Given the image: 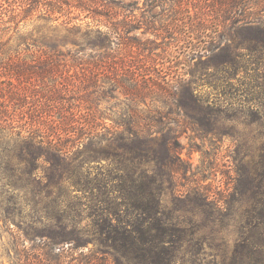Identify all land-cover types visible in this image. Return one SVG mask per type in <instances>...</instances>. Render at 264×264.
<instances>
[{"label": "trees", "instance_id": "1", "mask_svg": "<svg viewBox=\"0 0 264 264\" xmlns=\"http://www.w3.org/2000/svg\"><path fill=\"white\" fill-rule=\"evenodd\" d=\"M126 6L0 0V220L17 227L14 264H65L89 243L79 263L264 264V0H152V16ZM34 16L64 33L25 35L15 51L38 60L15 61L4 38ZM38 77L51 82L41 92L12 82ZM224 111L257 124L258 152L237 145L227 194L194 180L183 208L164 207L190 171L181 122L218 136Z\"/></svg>", "mask_w": 264, "mask_h": 264}, {"label": "rangeland", "instance_id": "2", "mask_svg": "<svg viewBox=\"0 0 264 264\" xmlns=\"http://www.w3.org/2000/svg\"><path fill=\"white\" fill-rule=\"evenodd\" d=\"M116 1L123 2L124 5H128L126 6V12H129L132 9L138 16H152L153 14H157V8L146 7L147 5L150 6L152 0ZM152 18H154L155 20L157 19V17ZM8 19L9 17H5V20ZM12 23H8L6 25L8 26L11 24L13 28L15 25ZM51 25L52 24H47L45 21L37 19V16H34L32 19L20 23L19 32L12 29L10 33L6 34V37L4 38L5 41H7V39L11 35L13 36L10 41V43L12 44V52L10 58L15 61L36 62L38 60V54H36V52L31 54L29 52L22 51L18 54L17 51H15V48H17L19 44L24 45L23 37L27 34L31 35V33H33L34 36L40 37L44 34L50 35L56 33H64V30L60 28L55 29L53 28L54 26ZM0 26L3 27V22L1 21ZM167 35L170 36V34ZM148 36L151 35H144L142 36V38H147ZM161 40L163 39H160V41ZM172 40V38L165 36L163 42L164 46H162L158 52H161L162 48H164L165 46V48H168V45H171V42H173ZM69 45L74 46L73 43H70ZM57 75L61 76V78H59L58 80L64 83L67 73L63 72L61 75L60 73H57ZM10 82H5L3 88H9V85H11ZM12 82L18 83L20 84V86H30L31 89L34 88L35 90H38L40 92L44 91V89L47 88L48 84L51 83L48 82V80L43 82L39 79V77L37 81H33L31 84L26 82H19L17 81V79H14ZM202 90L210 98H216V94L218 93V90L214 91L211 86H205ZM122 99L124 98L122 97ZM109 102L112 105L113 103H115L114 100H111ZM105 104L107 103L104 102L103 106ZM227 104V101L223 99V97H221L218 105H220L221 108L225 110V107H228ZM230 115L231 112L224 111L222 113L221 120L219 122L220 134H218V136L205 133L207 135L199 138L201 136H199L196 131H193L192 125L189 123V120H184L181 122L180 125H182L183 132L181 137L179 138L180 155L185 161L184 164L187 165V170L190 171H188L187 175L183 178L179 176L180 179L176 182V185H172L170 188L164 191L161 196L162 205L164 207L171 206L178 210V204L180 208H183L181 202H177V204H175L177 196H180L181 194H183V196L187 195V193L190 192V187L193 186L194 180H199L202 184H205V186L207 185L209 190H212L214 192L221 191L227 194V190H230L233 186L232 180L235 177L236 163L234 161V158L238 155V152H236L237 145H241L240 149L244 152H248L249 154L258 152L259 145L255 139L258 128L257 124L251 123L248 118H237L231 117ZM193 173H195L197 176L193 177ZM27 195H29L28 197L30 198L31 195L29 193ZM181 211H183V209ZM181 211H179L178 214ZM84 223L87 226V224L90 223V220L85 218ZM16 229L17 227L15 226V224H8L0 220V264H14L17 261V255H15L16 244L14 242ZM236 237V230L233 227H230L229 231H227L225 235L224 247L226 252H229L233 248ZM25 245L27 246V249L28 247L32 246L29 241H27ZM93 246V243H89L85 247V249H78L73 252V255L69 254V257L66 258L67 260L65 264H83V262L79 263L80 255L82 254V252H88V250ZM19 248L23 249L24 245L19 244ZM33 255L36 261H39L38 259H36V256L41 260L42 256H39V253L34 252ZM92 262H95V260H93ZM109 264H113L111 259L109 260ZM184 264L188 263L185 262Z\"/></svg>", "mask_w": 264, "mask_h": 264}]
</instances>
